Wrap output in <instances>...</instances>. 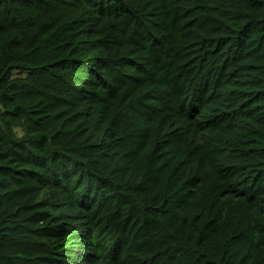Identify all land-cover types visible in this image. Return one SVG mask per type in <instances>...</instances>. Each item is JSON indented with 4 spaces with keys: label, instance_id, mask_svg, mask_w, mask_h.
<instances>
[{
    "label": "trees",
    "instance_id": "16d2710c",
    "mask_svg": "<svg viewBox=\"0 0 264 264\" xmlns=\"http://www.w3.org/2000/svg\"><path fill=\"white\" fill-rule=\"evenodd\" d=\"M0 264H264V0H0Z\"/></svg>",
    "mask_w": 264,
    "mask_h": 264
}]
</instances>
